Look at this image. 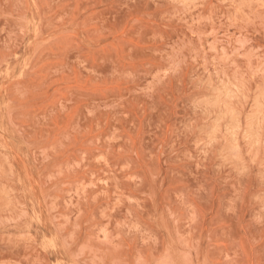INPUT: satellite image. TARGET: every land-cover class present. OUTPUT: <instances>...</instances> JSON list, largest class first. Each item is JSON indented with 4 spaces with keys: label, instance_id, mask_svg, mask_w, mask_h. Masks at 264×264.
<instances>
[{
    "label": "rangeland",
    "instance_id": "1",
    "mask_svg": "<svg viewBox=\"0 0 264 264\" xmlns=\"http://www.w3.org/2000/svg\"><path fill=\"white\" fill-rule=\"evenodd\" d=\"M0 264H264V0H0Z\"/></svg>",
    "mask_w": 264,
    "mask_h": 264
}]
</instances>
